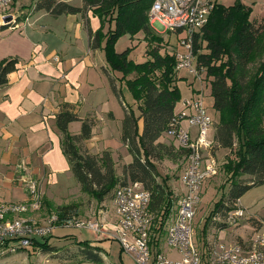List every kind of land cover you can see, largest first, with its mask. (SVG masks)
I'll return each mask as SVG.
<instances>
[{
	"label": "trees",
	"instance_id": "16d2710c",
	"mask_svg": "<svg viewBox=\"0 0 264 264\" xmlns=\"http://www.w3.org/2000/svg\"><path fill=\"white\" fill-rule=\"evenodd\" d=\"M154 1L83 0L84 6L76 7L62 0H37L35 10H44L53 17L85 15L91 10L102 25L114 23V28L105 35L104 26L96 32L89 28L90 47L101 49L103 40L106 41L107 63L113 72L122 74L120 79L109 76V80L113 93L124 106L122 142L133 161L125 164L123 175L119 177L110 151L95 155L84 148L92 138L94 122L81 119L69 103L63 104L56 116L61 148L82 192L99 202H104L118 185L141 182L152 194L151 210L161 217L159 232L163 234L165 219L176 200H172V192L167 190L168 180L158 182L160 173L156 164L164 160H183L184 163L187 156V151L159 141L170 129L176 118L177 104L182 99L176 83L177 61L174 51L162 52L161 45L149 50L148 59L141 63L130 59V49L124 52L115 49L116 42L127 34L134 37L143 32L150 45L157 41L148 15ZM251 14L252 7L242 0H236L229 7L218 4L207 25L195 36L197 66L205 70V79L211 83L213 108L219 115L214 152L217 148L230 151L225 166L230 188L216 204L205 229L218 217L227 219L248 191L264 184V18L257 24L250 20ZM10 27L0 23V35ZM19 64L17 58L0 62V87L9 83V75L18 70ZM117 80L126 83L138 102L136 107L126 102L123 92L117 88ZM73 122L82 123L80 134L73 135L69 131ZM77 209V205L58 207L55 214L59 216V223L77 218ZM218 225V229H225L229 224ZM49 241L47 237L35 239L33 247L63 256L60 248L72 246L79 258L75 262H104L102 248L89 241L61 247ZM67 260L72 261L69 256Z\"/></svg>",
	"mask_w": 264,
	"mask_h": 264
},
{
	"label": "rangeland",
	"instance_id": "374dc122",
	"mask_svg": "<svg viewBox=\"0 0 264 264\" xmlns=\"http://www.w3.org/2000/svg\"><path fill=\"white\" fill-rule=\"evenodd\" d=\"M30 1L31 0H18V5L16 1L9 8L0 11L2 14L9 13L18 15V12L14 9L19 10L21 9L19 8L20 5H27ZM67 1L77 7L83 5V0ZM235 1L236 0H219L220 4L226 7L233 5ZM242 1L252 7L250 20L257 24L262 23L264 18V0ZM31 8L32 7H30V9ZM30 11H27V7H24L23 10L19 12L21 13V18L25 19L30 14ZM30 18V22H27V24H29V28H27L26 24V27L23 25L18 28L13 27L11 28L13 30H7L2 34V36L7 38L6 40L8 42L3 45V48L13 49L15 51L13 56H21L20 60L23 62L21 63V69L19 70V75L21 76L23 82H20L19 86L16 87L12 94L15 95V92L20 95L23 92L30 94L29 99L34 98V100L29 101L31 105H28L27 108L33 110L32 106L37 105L39 102L41 103L39 111H42V113L44 112L47 118V129L45 126L44 128H41L43 130L35 133L34 135L27 132L25 133V137L30 141V143L32 142L35 145H39L38 147L45 143L46 140L50 141V144L60 141V134L57 129L53 110L58 107L63 98L67 97V94L62 88H60V85L62 82L71 81L79 87L82 91V95L85 97L84 101L86 102V105L84 106L86 107L85 110L82 111V114L86 115L88 110L94 109L93 111H95L98 116L100 122L94 130V134L96 136H100L101 134V137L108 141L114 149L111 150L110 148H107L113 155L112 158L114 160V167L117 176L122 177L125 164L133 161L132 155L125 149L122 142V120L124 118V109L119 104L115 95H113L108 81L101 77L95 67H90L89 65L90 62L97 64L101 59L104 61V64L107 65L106 52L104 49L106 41L103 40L102 48L94 55V53H92L89 49L86 31L81 30V34L78 35L77 29L73 31L67 29V27H69V16L63 15L53 17L46 11L41 10L34 11V14H31ZM90 18L92 19V27L95 32L104 26L102 28V33L104 35L108 33L109 29L112 28L114 24L106 22L105 25H102L99 17L94 14L90 15ZM16 22L10 24V26H14ZM151 27L153 29L154 38H156L157 41L161 40L160 43L153 41L154 43L150 45L149 41L145 38V34L140 32L134 37H131L128 34L122 36L116 42L115 49L118 52H124L130 49L129 56L134 62H142L144 59L147 60V52L158 45H161L162 52L171 51L173 46L178 42L177 34L172 33L171 31L163 30L157 25L152 24ZM22 38H27L28 41L23 40ZM51 53H57L59 58L62 59H60V65L62 69H64L65 76H62V74L60 80L49 77L48 80H45V83L30 80H34L36 78V80L41 81L43 79L38 77V74L41 72L43 73V70H48L49 65H44L42 63L44 57L46 58L49 55H53ZM0 55L2 54L0 53ZM32 60L38 63L41 69L39 68L37 70L35 67L32 68L33 64H30L27 69L24 67L29 64L30 61L32 62ZM34 70H37L36 75ZM24 73L26 74L23 75ZM203 78H205V75ZM177 79L178 81L176 83L180 88L182 99L178 103L176 109H180L182 103L185 101L184 99L193 97L194 89L197 91L202 90L204 94L205 107L216 123L218 114L213 108L214 99L212 97L210 81H202L204 86L201 87L200 80H197L194 75H191L186 70L179 71ZM49 81L52 83H48ZM28 82H34L36 86H33L34 83L28 84ZM88 83L93 85V91L91 88H88ZM121 86L123 87V96L125 97L126 102L134 104L136 107L138 102L134 100V97L129 91L126 83L124 82ZM5 91L6 88H0V95L2 96L3 93L5 94ZM109 112L114 113L116 120L111 119L110 116H108ZM30 119H33V117ZM103 119L105 121H103ZM108 125L110 127L109 130ZM69 131L79 133L81 131V123H71ZM214 132L215 131H211L209 137L210 139L214 136ZM44 137L46 138L45 140ZM174 143L175 142L173 141H169V144H165L174 145ZM174 146L176 147V145ZM229 153V150L223 148L216 149L215 156L220 164L219 173L216 177L206 181L202 186V198L196 210L194 229L196 243H204L205 247H210L211 242L209 240L213 238L215 241L217 240L219 242V240L215 238V236L218 235L217 229L220 228L218 224H226L228 222L227 219L218 217L214 221H208L209 224L207 229H205V224L207 223L208 218L213 214L216 204L220 202L222 197L230 188V177L225 172V166L228 163L227 157ZM36 154L38 155V152ZM55 154V159L58 158L57 164H37L42 171V175L40 178L38 175L34 177V179L41 182V192L44 199V206L41 212L43 218L51 217L56 213V209L60 206L77 205V217L80 216V218H88L89 216H94L90 217L91 221L102 222L101 216H98L97 213L104 212L112 216L113 219L117 218L118 220L113 207L112 197L119 185L112 191L104 202H99L93 196L82 192L80 185L71 171L68 161L65 159V163L62 164L61 157L59 159L57 155V150ZM61 155L63 156L62 152ZM182 161L183 160L174 162L171 160H164L157 162L156 165L160 173L158 182H162V180H168V182H171L175 179L178 181L185 166ZM176 186L180 187L181 185L180 183H177ZM167 190L169 191L170 189L168 188ZM242 199L246 208H249L252 213L264 218V184L248 191ZM172 200H176L173 194ZM247 216H249V214H247ZM245 220L246 219L241 220L239 225H228L224 230H222L220 234L221 240H225V243L231 241L228 239L231 238L229 235L234 233L232 232L233 230L239 229L245 225ZM247 229L251 233V235H249V239L251 237L253 238V236L255 238L257 234L253 230L252 226L247 225ZM241 231L242 228L240 229V232ZM72 233H75V235L83 241H92L94 239V233L92 231L88 229H78L75 227H57L55 228L53 234L47 238H50V240L52 239L53 244H65V237ZM243 235H245V227L243 229ZM116 245H118L117 242L115 243V246ZM161 245L163 252L166 254L168 248L165 240L162 241ZM251 247L252 241L250 243V248ZM60 249L63 251V256L59 255L62 259L66 258L67 260V256H69L71 257L72 262L78 261L79 258L76 256L77 254L75 255V249L72 246H63ZM114 256L117 258V260L115 259L116 264H135L129 256H124L121 261L119 252H116Z\"/></svg>",
	"mask_w": 264,
	"mask_h": 264
},
{
	"label": "built area",
	"instance_id": "2783aa9c",
	"mask_svg": "<svg viewBox=\"0 0 264 264\" xmlns=\"http://www.w3.org/2000/svg\"><path fill=\"white\" fill-rule=\"evenodd\" d=\"M16 1L0 0V10L9 8ZM218 4L219 0H155L152 4L148 13L150 24L177 34L178 42L172 51L178 72L186 70L201 81L206 80L203 78L205 70L197 66L195 36L207 25ZM8 17L13 20L7 25L16 22V16L0 11L1 24L5 25ZM53 60L59 62L60 58L55 56ZM183 106L184 111L176 115L166 134L175 141L177 148L187 151L180 177L184 192L165 219L163 234L159 232L161 217L151 210L152 194L141 182L130 181L116 188L112 203L118 223L112 227L78 218L61 224L57 214L43 218L41 183L32 177L29 165L23 162L17 169L28 194L27 200L20 203L0 201V260L33 248L35 239L49 237L57 227H75L117 240L123 252L136 264H203L205 257L195 241L194 219L201 202L203 184L216 177L220 169L214 152L215 137L209 138L215 121L205 107L203 91L185 100ZM183 122L188 126L185 127ZM247 214L248 210L238 201L227 223L236 225ZM163 240L167 248L177 252L180 258L173 259L162 252L160 243ZM208 249L210 264H264V233L258 234L248 249L238 243L215 241Z\"/></svg>",
	"mask_w": 264,
	"mask_h": 264
},
{
	"label": "crops",
	"instance_id": "0c3cea01",
	"mask_svg": "<svg viewBox=\"0 0 264 264\" xmlns=\"http://www.w3.org/2000/svg\"><path fill=\"white\" fill-rule=\"evenodd\" d=\"M62 1L71 4L67 0H62ZM36 2H37V0H31L29 2V4H27V5H20L19 8H21V9H19V10L14 9L16 12H18V15H15V14H13V15L16 16L17 20H20L18 24L17 23L15 24V26H14L15 28L21 27L22 25L24 27H26L27 22L28 21L30 22L31 14H34V11H36L35 10ZM16 3H17V5L19 4L18 0ZM246 5H248V4H246ZM83 6H84V2H83V5L80 7H83ZM24 7H27V11H30V10L31 11H30V14L25 19H22L21 13H19V12L22 11ZM30 7H32V8L30 9ZM92 13L93 12L91 10H89V11H86L85 15H82V14L67 15V16H69V27H67V29L71 30V31L77 29L78 35L81 34V30L86 31L89 49L95 55V54H97V51L99 49H91L90 37H89V31H88V29L91 28L92 31L95 32V30L92 27V24H93L92 19L90 18V15H93ZM11 28H13V27H10L7 30H13ZM27 28H29V24H27ZM112 28H114V24H113ZM6 31L2 32L0 35V45H2V46H0V48H1L0 53L2 54V55H0V58H1L0 62L4 59L17 58L19 60L20 64H19L18 70L9 75V83L6 86L0 87V88H6V91H5L6 93L5 94L3 93L2 96L0 95V169H1V171H0V201L6 202V203H20V202H24L27 200L28 194H27L25 185H23L22 181L20 180V175H19V172L17 169V166L19 164L25 162L26 164L29 165V167L31 169L32 177L34 178L35 176L38 175L40 178V176L42 175V171L37 166V164H55V163L57 164L58 158L55 159L56 150H57V155H58L59 159L61 157V163L62 164L65 163L66 158H65L63 151H62V148H61V133L59 130H58L59 134H60V137H59L60 141L59 142H55V143L50 144V141L46 140L45 143H43L40 147H38L39 145H35L32 142L30 143V141L25 137V135H26L25 133H27V132H30L31 135H34L35 133L43 130L41 128H44L45 126H46L45 128L47 129V118H46V115L44 112L42 113V111H39L41 103L38 102L37 105L32 106L33 110L27 108L28 105H31L29 103V101L34 100V98L29 99L30 94H28L26 92H23L21 95L16 94V92L14 93L15 95L12 94V92L16 89V87L19 86L20 82H23L21 79V76L19 75V70L21 69L20 68L21 63H23V62L20 60L21 56L20 57H19V55L13 56L15 54V51L13 49L3 48V45L5 43H8L6 40L7 38H5V36H2V34L5 33ZM22 39L28 41L27 38H22ZM51 54H53V53H51ZM50 56L51 55H49L46 58L42 57L43 63H42V61H41V63L44 65H49L48 70H43V73L41 72L40 74H38V77L43 78V79L41 81L36 80V78L34 80L33 79H30V80H32L34 82L37 81L39 83H45V80H48L49 77H53L54 79L56 78V80H60L62 76H65L64 69H62V67L60 65L61 61L55 62L53 60V58L55 56H58L57 53H54L51 57ZM145 61H146V59H144V61H142V62H145ZM138 63H141V62H138ZM30 64H33L32 68L35 67V68H37V70L40 68L39 64L33 60H32V62L30 61L29 64L25 65L24 67L27 69ZM89 65H90V67H95L96 71L101 75V77H103L104 79H106V81H108L109 86H110L109 76H111L113 78L115 77L117 79H120L122 77L121 73L113 72L111 70V68L109 67L108 63H107V65H105L104 61L102 59L99 60L97 64H93L92 62H90ZM37 70H34L35 75L37 73ZM116 73H118L119 75ZM25 74L26 73H24L23 75H25ZM53 74H54V76H53ZM191 75H193V74H191ZM204 75L206 76V72L203 74V76ZM30 76H31V74H30ZM195 78L197 80H200L196 76H195ZM34 82H30V83L28 82V84H31ZM200 82H201V87H203L204 86L203 82L201 80H200ZM48 83H52V82L49 81ZM123 83L120 82L119 80H117V83H116L117 88L121 89L122 92H123V87L121 85ZM33 86H36L35 83L33 84ZM60 88H62L64 90V92L67 94L66 95L67 97H65V98L62 97L63 99L60 101L58 107L54 108L53 112H54L55 121H56V116L58 115V113L61 110V106L65 103H69L74 107L75 112L79 115V117L81 119H91L94 122L92 138L85 144L86 149L91 154H95V155H102V153L104 151L108 150L107 148L114 150L111 147L110 143L108 141H106L103 137H101V134H100V136H96L94 134V130L97 128L98 123L100 122L95 111H93L94 109L88 110L86 115L82 114V111L85 110L86 106H84V105H86L85 104L86 102L84 101L85 97L82 95V91L79 89V87H77L75 85V83H72L71 81H67V82H62V84L60 85ZM88 88H91L92 91L94 90L93 85L89 84V83H88ZM110 89H111V86H110ZM111 91H112V89H111ZM201 92H202V90L197 91L194 89L193 90V97L197 96ZM112 93H113V91H112ZM113 95H115V94L113 93ZM193 97H191V98H193ZM116 99L118 100L121 107L124 109V106L120 102V100L117 97H116ZM189 99L190 98H186L184 100H189ZM40 102H41V98H40ZM213 105H214V103H213ZM183 111H184V106L182 103V106L180 107V109L179 110L176 109L175 112H176V115H178L179 113H182ZM108 116H110L111 119L116 120V117H115L113 112H109ZM31 117H33V119H30ZM124 117H125V110H124ZM103 121H105V120L103 119ZM218 121H219V115L217 118V122ZM122 122H123V120H122ZM139 124H140V127L142 129L143 122L140 121ZM70 125H69V128H70ZM183 125L185 127L188 126V124L186 122H183ZM81 128H82V123H81ZM109 128L110 127L108 125V130H109ZM214 131L216 132V128H214ZM80 132L79 133L71 132V134L77 135V134H80ZM192 132L195 133L196 129L193 128ZM215 132H214V137H215ZM49 134H50V131H49ZM49 138H50V135H49ZM100 138H101V140H100ZM45 139L46 138L44 137V140ZM159 141L162 143H168V144H169V141L175 142L166 133L160 138ZM174 145H177V144L174 143ZM123 146L125 147L126 150H128L124 144H123ZM37 152H38V155L36 154ZM61 152H62L63 156L61 155ZM215 155H216V151H215ZM40 160H41V162H40ZM183 164H185V163H183ZM177 183H180L181 186L180 187L176 186ZM167 186L170 189V191L172 192V194L174 195V197L176 198V202H177L178 198L184 192L180 178L178 179V181L175 179L171 182H167ZM242 198L239 201H240L241 205L244 208H246L245 205L243 204ZM246 209L249 212V216H247L245 218L246 219L245 225H243L239 229L234 228L236 230H233V231L231 230L232 232H234V233L229 235V237H231V238H228V239L231 241H228L225 243V240L224 241L221 240L220 234H221V231L224 229H217L218 235L215 236V238H217L219 240V242L223 241L221 243H225V244H237L238 243V244H241L245 248L248 249V248H250L251 241L253 242L254 236H253V238L251 237L249 239V235H251V233L248 231L247 225H251L253 230L255 231V233L257 235L260 233H263V231H264V218L258 216L255 213H252L249 208H246ZM97 214H98V216H101L102 223H105L106 225H109L110 227H112L118 223L117 218L113 219V217L107 213L99 212ZM90 217H94V216H89L88 218H80V216H79L77 218L82 219V220H85V219L90 220ZM240 222H238L236 225H239ZM244 227H245V235H243ZM241 228H242V231H241L242 233L240 232ZM240 233H241V235H240ZM236 238H238V239H236ZM64 240H65V244H63V243L62 244H53L52 239L49 241V243L53 246L61 247L63 245H71L70 243H74L76 241H78V242L83 241V240H80L79 237L77 235H75V233L68 235V237ZM209 241L213 242L215 240L213 238ZM89 242H91V244L93 246H97V247L102 248V257L104 260V262L102 264H116L115 259L117 260V258L114 256V254L116 252H119V256L121 258V261H122L124 256H129L123 252L121 245L117 240L110 239L106 234H94V239L92 241H89ZM116 242L118 243V245L115 246ZM215 242H218V241L216 240ZM198 246H199L203 256L205 257V259H204L205 261L203 264H210V259L207 260L208 259L207 256H208V252H209L208 247H205L204 243H199V242H198ZM160 247H161V250L163 252V248H162L161 243H160ZM59 255H60V253H58V252L57 253L56 252L55 253H45L40 248L33 247L30 249L22 250V251H19L17 253L10 254V255L6 256L5 258L0 260V264H97V263L86 262V261L85 262H72V261L66 260V259L61 260ZM166 255L169 256L170 258H173V259L180 258L179 254L177 252L171 251L169 249L167 250ZM129 257L132 259L131 256H129Z\"/></svg>",
	"mask_w": 264,
	"mask_h": 264
},
{
	"label": "water",
	"instance_id": "95a60500",
	"mask_svg": "<svg viewBox=\"0 0 264 264\" xmlns=\"http://www.w3.org/2000/svg\"><path fill=\"white\" fill-rule=\"evenodd\" d=\"M13 19L12 17H8L5 19V25H7L9 22H11Z\"/></svg>",
	"mask_w": 264,
	"mask_h": 264
}]
</instances>
